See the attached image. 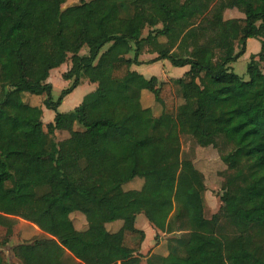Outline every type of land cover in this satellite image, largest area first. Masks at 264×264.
<instances>
[{
  "label": "trees",
  "instance_id": "trees-1",
  "mask_svg": "<svg viewBox=\"0 0 264 264\" xmlns=\"http://www.w3.org/2000/svg\"><path fill=\"white\" fill-rule=\"evenodd\" d=\"M66 1L0 0V264H9L3 249L18 218L43 235L12 248L19 264H40L38 247L52 239L63 252H45L44 264H141L138 214L165 236L184 234L169 237L167 254H151L148 264H232L236 238L219 233V222L243 218L264 229V0H82L63 9ZM232 4L243 18L224 16ZM39 36L49 37L45 59ZM251 38L260 51L244 80L230 65ZM85 46L90 56L80 55ZM144 52L189 70L172 82L146 79L131 70ZM67 59L62 78L72 83L54 101L49 72ZM81 78L97 88L59 112ZM142 91L161 108L158 116L142 105ZM25 93L44 95L55 113L46 129ZM55 131H67L74 149L50 151ZM182 134L203 148H217L219 139L232 146L220 159L233 175L209 219L203 203L181 201L206 191L203 173L182 158ZM135 178L141 189L125 190ZM75 212L85 230L75 228ZM115 221L122 226L111 232L106 224ZM250 259L264 264V249L253 247Z\"/></svg>",
  "mask_w": 264,
  "mask_h": 264
},
{
  "label": "rangeland",
  "instance_id": "rangeland-1",
  "mask_svg": "<svg viewBox=\"0 0 264 264\" xmlns=\"http://www.w3.org/2000/svg\"><path fill=\"white\" fill-rule=\"evenodd\" d=\"M82 0H67L66 3L62 6V8H66L68 6L78 4ZM90 1V0H83ZM238 12V13H237ZM229 16H235L236 14H240L235 4H232L227 11ZM149 28H146L143 31V36L147 35ZM257 44L260 46V42L257 39L251 38L247 40L246 44V52L243 56H241L237 61L233 62L230 66L232 67L233 72L239 75L244 80H248L247 75V64L250 61V57L255 55L257 50H254L257 47ZM86 47V46H85ZM108 45L104 46L99 55L102 54ZM238 51V47L236 48ZM51 47L49 37L47 36H39L38 37V55L45 59L50 55ZM258 53V52H257ZM92 54V50L89 48H84L80 55L90 56ZM149 62V61H148ZM165 65L163 66L165 74L171 77L180 76L181 68H176L170 64V62L165 61ZM156 66L146 65L142 68H139V72H142L144 69L151 70L150 73H153L156 69ZM138 71V70H136ZM161 71V66H158L157 72ZM150 73L147 75L150 77ZM52 79L51 82L53 84V90L51 92L52 99L56 101L61 94V91L67 87H69L72 81H69L63 85L64 80L57 77V73L54 72L51 74ZM169 78H167L168 80ZM168 82H172V79H169ZM173 86V92L176 96V106L180 105L183 100L180 98L178 87L176 85ZM85 88V87H84ZM25 93L24 95H26ZM45 97V96H44ZM50 111V110H47ZM59 112H65V105L61 106L58 110ZM53 114V111H50ZM46 121V119H45ZM202 128L198 130L197 134H200ZM145 134L139 135V138H143ZM181 145H182V158L191 160L195 167L201 171L204 175V182L206 186V191L204 193L195 194L188 199L181 198V201L194 204L197 202H201L204 205V215L206 218H211L214 213H216L221 205L219 200V195L221 194V189L224 185L225 180L233 175V172L230 171L226 164H224L221 159V154H226L230 152L232 146L230 144L224 143L221 139L218 140L217 148L207 147L203 148L197 145L196 141L188 135H181ZM74 141L71 138L68 132H55L54 134L49 136L48 148L50 151H56L57 155H61V153L65 150H73L74 149ZM63 163H68L70 160L63 159ZM40 192L39 194H41ZM191 196V195H189ZM188 197V196H186ZM137 227L147 229V220L143 215H138L136 220ZM218 232L226 235L228 238H236V248L232 252V264H253L250 259V253L252 248L255 246L262 247L264 249V229L259 226H253L248 224L246 220L243 218H239L236 220L234 224L230 223L226 220H221L218 224ZM32 230L37 231L34 225L31 223L19 219L14 227L13 234L10 238L9 244L3 249L6 254L7 260L9 264H19L16 258L13 255L12 248L14 244L27 242L34 237H40V232L35 234ZM42 235V234H41ZM184 234H175V236H183ZM43 236V235H42ZM170 236L172 239L173 237ZM177 237V238H179ZM170 239V240H171ZM172 239V240H174ZM159 241V240H158ZM149 243V242H148ZM154 243V242H153ZM175 244V241L174 243ZM176 245V244H175ZM38 249H44V251H38L37 253V263L44 264L46 261V253L50 251V253L60 254L63 252V249L57 244V241L54 239L51 242L45 244L42 248L38 247ZM46 252V253H45ZM141 264H148L147 256L140 255Z\"/></svg>",
  "mask_w": 264,
  "mask_h": 264
},
{
  "label": "crops",
  "instance_id": "crops-1",
  "mask_svg": "<svg viewBox=\"0 0 264 264\" xmlns=\"http://www.w3.org/2000/svg\"><path fill=\"white\" fill-rule=\"evenodd\" d=\"M228 9L225 11L224 16L226 18H243V15H238L236 14L235 16H229L227 14ZM238 13V12H237ZM241 14V13H240ZM247 44V43H246ZM87 47H83L81 49V51ZM254 50H257V52L260 51V46L259 44H257V47H255ZM80 51V53H81ZM246 52V51H245ZM256 52V54H257ZM245 54V53H244ZM243 54V55H244ZM242 55V56H243ZM132 54L129 55V57H131ZM157 57L156 53H152V52H144L143 54H141L139 56V60L142 61L143 63L140 65H132L131 70H133L134 72L143 75L146 79L151 78L152 76L157 77V79L160 82H168L169 79H178V78H182L186 72H188L189 67L185 66V67H176V68H181V74L180 76H176V77H171L169 75L165 74L164 68L163 66L165 65V61H168L166 59H162L159 61H152ZM149 61V62H148ZM169 62V61H168ZM171 64V63H170ZM146 65L149 66H156L157 68L154 70L153 73H150L151 70H147L144 69L142 72H139V68H142ZM158 66H161V71L158 72V74L155 75V72H157ZM71 67V61L70 59H67V61L62 64L61 66L52 69L49 72V77L47 79V82L50 83L52 85V90H53V84L51 82L52 79V73L56 72L57 73V77L62 78V75L67 72ZM138 70V71H136ZM148 73H150V77L147 75ZM167 78H169L167 80ZM63 79V78H62ZM64 80V79H63ZM69 84V81L64 80L63 85H65V83ZM85 87V88H84ZM97 88V83H92L90 82L88 79L86 78H81L79 85L74 89L73 92H71L69 95L65 96L61 105L58 107V110L61 106L65 105V112H61V113H67L72 111L74 108H76L78 105H80V103L82 102L83 98L85 95H87L88 93L94 91ZM27 97V99H26ZM25 99L28 101L31 105H35V106H39L42 109V123H43V128H45V126L48 123L53 122L54 117H55V113L53 112V114L50 113V111H47L49 109H47L44 105H43V101L45 99L44 95L37 97H33V96H29V94H26ZM141 103L144 107H150L153 110V113L155 116H158L161 112V108L154 103L152 96L147 92V91H142L141 93ZM46 119V121H45ZM55 132H64V131H55ZM67 132V131H65ZM143 186V180H141L140 178H135L133 181L127 183L124 186L125 190H129V189H133V190H139L141 189V187ZM140 215V214H138ZM137 215V216H138ZM143 215V214H141ZM137 216L135 219V227L139 230H142L145 233V239L141 245V250H140V255L142 256H147V258H149V256L151 254H160V255H166L167 254V239L170 236H165L164 233H161L160 231H158L157 229H155L147 220L148 224H147V229H143V228H139L137 227L136 224V220H137ZM71 218L73 220L74 226L77 230H85L87 228V222L85 220V218L78 212H75L71 215ZM122 226V222L121 221H115L113 223H108L106 224V228L111 231V232H116L120 227ZM35 228L37 229V231L40 232V235L42 234V232L35 226ZM35 230H32V232H34L35 234H38L39 232H37ZM160 235V241L157 243L155 242V236L156 235ZM39 235V236H40ZM149 242V243H148ZM154 242V243H153ZM19 244V243H17ZM17 244H14L13 247Z\"/></svg>",
  "mask_w": 264,
  "mask_h": 264
}]
</instances>
